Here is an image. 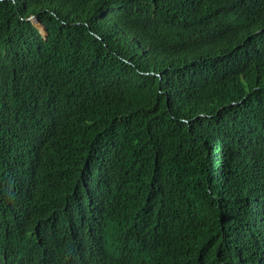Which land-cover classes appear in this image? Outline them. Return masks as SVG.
<instances>
[{
    "label": "trees",
    "instance_id": "16d2710c",
    "mask_svg": "<svg viewBox=\"0 0 264 264\" xmlns=\"http://www.w3.org/2000/svg\"><path fill=\"white\" fill-rule=\"evenodd\" d=\"M28 234L7 263L264 264V0H0V241Z\"/></svg>",
    "mask_w": 264,
    "mask_h": 264
},
{
    "label": "clouds",
    "instance_id": "9594fccd",
    "mask_svg": "<svg viewBox=\"0 0 264 264\" xmlns=\"http://www.w3.org/2000/svg\"><path fill=\"white\" fill-rule=\"evenodd\" d=\"M35 237L28 234V235H23L21 236L20 238V243L16 246H11V247H7L3 242L0 241V264H18L16 262H13V263H7L6 262V259H7V252H8V249H12L14 251H16V253H22L24 251V248H29L31 250H34L38 247H40V245L35 241ZM70 245L72 247V252H73V255L76 254V247L75 245H73V242L71 241L70 242ZM73 246H74V249H73ZM46 259H41V261H45Z\"/></svg>",
    "mask_w": 264,
    "mask_h": 264
},
{
    "label": "water",
    "instance_id": "95a60500",
    "mask_svg": "<svg viewBox=\"0 0 264 264\" xmlns=\"http://www.w3.org/2000/svg\"><path fill=\"white\" fill-rule=\"evenodd\" d=\"M30 19H32V22H33L34 24H37V23H38V21H37L33 16H31ZM41 33H42V35H43L44 37L46 36V31H45L44 29L41 30Z\"/></svg>",
    "mask_w": 264,
    "mask_h": 264
}]
</instances>
